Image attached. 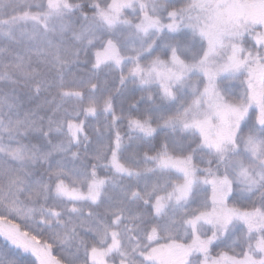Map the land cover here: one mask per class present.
<instances>
[{
	"label": "snow or ice",
	"instance_id": "1",
	"mask_svg": "<svg viewBox=\"0 0 264 264\" xmlns=\"http://www.w3.org/2000/svg\"><path fill=\"white\" fill-rule=\"evenodd\" d=\"M0 264H264V0H0Z\"/></svg>",
	"mask_w": 264,
	"mask_h": 264
}]
</instances>
